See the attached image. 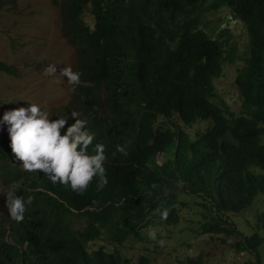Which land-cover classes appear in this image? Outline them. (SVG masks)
I'll return each mask as SVG.
<instances>
[{"label":"trees","instance_id":"trees-1","mask_svg":"<svg viewBox=\"0 0 264 264\" xmlns=\"http://www.w3.org/2000/svg\"><path fill=\"white\" fill-rule=\"evenodd\" d=\"M53 1L63 10L65 35L78 53L82 83L74 92L76 111L96 133L94 143L106 146L108 184L98 190L94 178L80 194L73 207L86 209L87 222L77 228L62 221L65 213L45 210L59 204L46 192L62 199L76 192L53 185L47 176L30 180L13 164L9 143L0 141V177L9 184L22 181L23 186H15L17 195L28 186L34 198L27 220L15 227L16 237L28 242L23 264H122L118 254L90 255L86 244L102 233L100 228L121 243L138 225L154 222L156 211L160 220L163 209L169 224L178 183L216 217L207 232L239 236L219 221L226 223L224 216L245 211L264 194V0H215L212 5L231 8V16L249 33L250 55L236 78L249 117L218 107L212 79L228 57L200 28L195 14L206 0ZM86 13L92 25L83 20ZM225 43L233 50L230 41ZM0 70L13 72L1 62ZM159 116H178L189 126L206 120L212 126L195 138L155 131ZM160 151L171 157L169 162L150 169ZM257 221L264 229V211ZM262 245L264 239L255 233L235 248L252 252L259 262Z\"/></svg>","mask_w":264,"mask_h":264},{"label":"clouds","instance_id":"clouds-1","mask_svg":"<svg viewBox=\"0 0 264 264\" xmlns=\"http://www.w3.org/2000/svg\"><path fill=\"white\" fill-rule=\"evenodd\" d=\"M215 0H206L203 5L199 8L195 15L200 17V28L203 29L208 37L213 41L219 42L224 50V55L228 57V60L222 64L221 74L218 77L212 79V84L215 86V81L220 78L223 74L224 65L226 63L235 64L238 58V48L234 42V35L230 31L229 28H221L220 31L216 34H211L207 28V26L203 23V17L212 12H217L223 9H227L229 11V17L234 21L240 22L246 29L248 34V48L246 50L245 55L241 58L243 62V66L238 69V73L246 65V60L250 55L249 50V33L243 22L232 17V11L229 7H223L214 9L212 7ZM52 4L58 9L60 19H61V34L64 39L72 45L65 35L64 27H66L65 16L63 14V10L59 3H55L51 0ZM83 20L92 25L94 23L93 18L89 13H86L83 16ZM231 42L232 49L226 45L225 42ZM73 46V45H72ZM74 48V46H73ZM75 50V48H74ZM77 55V63L75 65V69L73 70L71 65H66L60 70V75L63 77H67V83L73 85L72 90V98L66 106L58 108L55 112V115H51L48 110L44 109L38 103H32L29 101L27 106H19L15 108L6 109L3 112V115L0 116V130H4L6 127V131L8 134V140L0 139L2 142L9 143V148L11 149V153L13 154L12 162L15 165H18L21 170L26 173V175L30 178H33L37 181V177L47 176V179L53 184H60L73 192H76L66 199L58 198L51 192H46L49 196L57 199L59 204H49L45 210L50 211H61L65 213L63 215L62 221H68L69 223H73L77 228H82V225L87 222V212L86 209L77 210L73 207V204L79 198L80 194L85 192L89 187L90 183L95 178L96 180V188L98 190H102L108 184V178L106 175L105 168V160H106V146L103 143L95 142L96 141V133L88 127V121L86 119L81 118V114L76 111L75 101H74V92L78 85L82 82L80 81L81 72L77 70V65L79 62L78 53L75 50ZM233 60V61H232ZM1 62V61H0ZM6 64L4 62H1ZM7 65V64H6ZM9 66L13 72L1 71L0 73L7 74L9 76H15L18 74L17 69L13 66ZM45 75L52 76L57 73L56 65L48 64L47 67L43 69ZM237 73V76H238ZM236 76V78H237ZM235 78V83H236ZM236 87L238 93L241 98V108L239 113L233 112L226 104H221L218 102V93L217 94V104L223 110H227L229 113L233 114L237 117H249L243 109V98L238 89L237 83ZM216 88V86H215ZM3 104V103H0ZM55 116L54 119H50V117ZM73 119V121H72ZM72 122V123H71ZM199 122H210L206 120H200L194 123L193 125H186L185 122L180 119L178 116L173 118H168L165 116H159L158 120L155 124V131H165L167 129L172 130L174 132H186L192 138H195L188 132L187 129L192 128ZM208 127V128H209ZM207 128V129H208ZM206 129V130H207ZM206 130L202 133H205ZM200 133V134H202ZM199 135V134H198ZM176 145L179 143V139L175 138ZM91 146V147H90ZM171 157L165 152H158L154 161L149 164L150 169L154 168H162L164 167ZM0 182L5 187L7 193V199L5 201L6 207L8 209L7 214H3L0 216V264H23V259L28 251V242L21 241V239L16 237L15 227L20 223H23L27 220L28 207L33 203V197L29 195L30 188L28 186L24 187L25 193L24 195H17V191L15 190V186H23L22 181L14 182L12 184L4 182V180L0 177ZM29 183V182H28ZM153 188H156L157 185L153 184ZM184 187L181 183H178V189L175 191L172 201L173 204L170 206L169 210L173 208V219L169 224L165 223V220L169 216V212L167 209H163L160 211V220L157 219L158 211L155 212L156 217L154 218V222L145 221L144 223L138 225V228L135 233L130 234L125 240L121 243L114 241L111 237V234L101 229V234L95 239L89 241L86 244V249L90 255L94 252L103 250L109 254H118L122 260V264H132L128 258H125L120 251L117 249L107 250L106 247L100 246L95 249L90 248V244L95 243L97 241L104 242L108 241L109 244L114 245L115 247L121 246L127 239L130 237H142L143 231H149L152 228H165L168 229L170 227L178 226L182 221V210L187 207L185 202H182L179 199L180 195H185L193 199L186 191H183ZM37 191H43L40 188ZM264 196V194L259 195L256 200L260 197ZM255 200V202H256ZM245 211H248L254 203ZM198 204H204L203 200L197 202ZM200 206V205H198ZM201 207V206H200ZM200 214L194 215L196 219H191L192 223H195L198 226V231L193 228H188L189 232L194 234H202L205 235H223L229 240H233L231 244V249L234 252L244 255L245 253L251 254L253 257L252 261H255V264H262V254H260V259L258 262L254 260L253 253L250 251L240 252L235 248V245L243 240L244 238L251 237L255 233L259 234L263 239L264 229L258 225L257 216L262 213L264 209L257 214L255 221L256 226L255 230L251 234H244L240 231L229 219V214L240 215L241 213H228L223 217L226 223H222L219 221L223 228L227 230L231 228H236L239 232V236L230 235L225 232H220L219 234L213 232H207L208 224L212 218H216L214 215L210 214L206 208H202ZM88 211H93L92 208H89ZM86 212V213H85ZM198 213V212H196ZM207 215V217H206ZM151 217V216H149ZM88 227V226H87ZM148 237L151 240H155L159 245H164L163 239H157V233L155 230H150L148 232ZM186 239L191 242L190 238L195 237L194 235L185 236ZM197 238V237H195ZM198 239V238H197ZM181 240V237L177 239V242ZM192 244V242H191ZM193 245V244H192ZM195 246L198 249V244ZM192 247V246H191ZM189 247V248H191ZM264 247L262 245L260 248ZM186 248L187 247H179ZM259 248V253H260ZM178 249V251H179ZM197 252V251H196ZM196 255V254H195ZM180 257V256H179ZM199 257L201 259H199ZM185 259L178 260V264H184L188 260L199 261L200 264L207 263L208 260L203 261L202 256H193V257H182ZM237 258H240V255H237ZM251 262V261H248ZM244 262L243 264H245ZM139 264H148V260L145 257L141 258ZM236 264V263H234Z\"/></svg>","mask_w":264,"mask_h":264},{"label":"rangeland","instance_id":"rangeland-1","mask_svg":"<svg viewBox=\"0 0 264 264\" xmlns=\"http://www.w3.org/2000/svg\"><path fill=\"white\" fill-rule=\"evenodd\" d=\"M203 23L212 35L218 33L221 28H229L234 35L239 59L235 64L224 65L223 74L215 81V86L218 102L239 113L241 98L235 78L238 69L243 66L241 58L248 48L247 31L240 22L229 17L227 9L206 14ZM60 28L59 11L51 0H0V61L13 66L18 72L15 76L0 73V103H3L0 104V116L6 109L27 106L29 101L40 104L51 115H55L58 108L69 104L72 98L71 89L74 86L67 83V77L60 75V70L66 65H71L74 70L77 55L73 46L62 36ZM48 64L56 65L57 73L52 76L45 75L43 69ZM54 118L55 116L50 117ZM210 125V122H199L187 130L194 137ZM0 139H9L6 127L0 130ZM6 199L5 187L0 182V216L8 212ZM179 199L187 204L181 212V223L168 229H150L156 231L158 240H164L163 246L148 237L149 230L142 232L143 239L130 237L118 247L108 241H97L90 244V248H115L132 264H139L142 257L147 258L148 264H178V260L185 259L182 257L200 255L203 261L208 260L204 264H243L253 260L251 254L241 255L234 252L231 249L233 240L223 235L203 236L200 232L194 234V231L190 233L188 228L198 231V226L190 220L196 219L194 215L198 216L202 211L197 205L200 200L185 195H180ZM263 209L264 196H260L248 211L240 215L229 214V219L244 234H251L256 231L255 218ZM190 235L198 238H190L193 245L185 237ZM262 235L264 236V233ZM179 237L181 240L177 242ZM198 241L197 249L195 244L197 245ZM260 254L264 264V247L260 248ZM237 255H240V258H237Z\"/></svg>","mask_w":264,"mask_h":264}]
</instances>
